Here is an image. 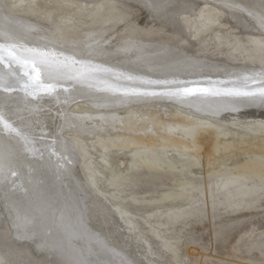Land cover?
Masks as SVG:
<instances>
[{
	"label": "bare ground",
	"instance_id": "obj_1",
	"mask_svg": "<svg viewBox=\"0 0 264 264\" xmlns=\"http://www.w3.org/2000/svg\"><path fill=\"white\" fill-rule=\"evenodd\" d=\"M262 15L264 0H0L17 55L110 70L37 95L6 76L0 105L28 139L0 127V264H176L180 246L208 250L188 233L201 211L264 206V96L241 89L264 77ZM184 88L208 91L170 94ZM84 139L102 147L96 169ZM251 234L232 264H264L263 231L240 246Z\"/></svg>",
	"mask_w": 264,
	"mask_h": 264
},
{
	"label": "snow or ice",
	"instance_id": "obj_2",
	"mask_svg": "<svg viewBox=\"0 0 264 264\" xmlns=\"http://www.w3.org/2000/svg\"><path fill=\"white\" fill-rule=\"evenodd\" d=\"M260 23L264 25V15L260 17ZM18 45L10 42L0 43V91H10L13 87L11 82H6V76L11 79H23V89L26 93L50 94L54 93L64 83H83L91 81L101 73L110 70L102 69L94 65L90 60H78L75 56H64L56 54L48 49H37L24 47V56L17 55L15 49ZM7 66V72L3 69ZM20 67L22 72L17 75L15 68ZM123 76V74H120ZM127 79L134 80L135 77L128 76ZM144 85H151L154 82L145 81ZM243 94L253 95L258 92L264 96V77L254 81L251 85H242ZM251 89V90H248ZM133 92L138 91L133 89ZM202 88H184L181 93L177 90L173 95H194L197 92H205ZM0 127L5 132L15 133L25 140L27 135L22 131L18 122L12 118V114L0 105ZM15 175V173H13Z\"/></svg>",
	"mask_w": 264,
	"mask_h": 264
},
{
	"label": "rangeland",
	"instance_id": "obj_3",
	"mask_svg": "<svg viewBox=\"0 0 264 264\" xmlns=\"http://www.w3.org/2000/svg\"><path fill=\"white\" fill-rule=\"evenodd\" d=\"M104 2L109 0H102ZM84 142L87 144V148L89 152L91 153L90 157L92 162L94 161L93 168L100 167V151L102 147L99 145V143L96 140H89L84 139ZM126 148H124L125 150ZM126 156V155H125ZM129 156V154H127ZM127 156L125 158H127ZM239 159V158H238ZM127 160L125 163L121 166V168L126 166ZM82 167L84 168V171L82 170ZM80 167L83 175L85 178L91 182L90 180V171L91 168L86 166L83 163V166ZM86 170V174L84 173ZM98 177L100 176L99 173H97ZM105 182V181H104ZM101 179L99 182V185L101 186V191L105 193L108 192V188H106V183H104ZM96 188V187H95ZM161 188V187H160ZM102 197V196H101ZM109 205L110 203L114 202V200L111 198H108L106 195L103 194L102 197ZM263 201L264 204V200ZM112 207V205H110ZM109 207V206H108ZM217 215L212 216L213 214L210 212H207L206 210L201 211L200 218L197 219L196 222H191L188 225V233L189 237L191 239H195L199 242V244H202L208 248L205 252H201L198 248L194 246H188V250L185 246H180L178 257H177V263L176 264H232L230 261V257H228L227 252L230 250L231 244L234 242V240L237 237V234L244 229L250 228L251 235L249 237L250 242L246 245H240L241 248L244 250L251 244V240H259V237H256V233L263 231L264 235V206L258 207L257 209H254L252 213H249V211H237L232 213H226L223 208L218 206L215 211ZM213 212V213H214ZM239 217L240 220H242L241 224L237 227L232 228H224V234L222 236H219V239H214L213 236V230L214 228H221L225 224H227L230 219ZM191 247V248H190ZM197 251V253H196ZM193 252V253H191ZM200 252V253H199ZM190 253V254H188ZM202 253L211 254L213 258L208 259L210 261L207 263L203 259H200V255ZM187 255V256H186ZM244 255H248L253 261L259 260L261 258L260 254H258L254 250H250ZM218 258H223V260H218ZM186 259V260H185ZM181 262V263H180Z\"/></svg>",
	"mask_w": 264,
	"mask_h": 264
}]
</instances>
